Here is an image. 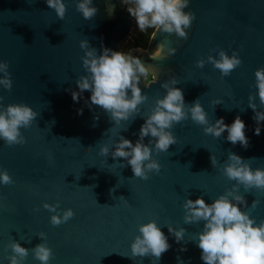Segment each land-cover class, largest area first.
<instances>
[{"label": "water", "instance_id": "95a60500", "mask_svg": "<svg viewBox=\"0 0 264 264\" xmlns=\"http://www.w3.org/2000/svg\"><path fill=\"white\" fill-rule=\"evenodd\" d=\"M65 3L67 11L60 20L45 0L32 4L0 0V61L9 62L13 81L10 92L0 86V103H24L38 113L30 128L21 129L26 143L8 146L0 140V170L6 169L15 181L0 184V264H9L7 246L13 240L29 249L24 264H40L32 249L45 242L37 236L41 231L53 252L49 264H204L198 247L203 222L184 223L185 200L202 197L212 203L236 183L222 173L229 152L252 159L253 169H264V121L260 135H255L257 125L248 107L252 94L258 110H264L254 75L264 66V0H190L184 11L193 12L195 19L186 29V40L157 31L147 51L130 49L128 54L158 68L160 79H152L156 73L149 69L145 86L151 85H140L148 99L139 106V114L119 126L98 106L89 109L85 100L90 92L74 102L66 89L78 91L76 80L87 74L80 41L87 39L98 55L104 47L115 50L129 30L131 17L122 0H93L98 11L90 20L76 10V0ZM109 4L115 6L111 16L105 11ZM160 43L165 44V51L175 47L176 53L164 60L151 58ZM221 49L229 56L237 52L242 61L226 77L207 62L209 54L219 58ZM199 59L205 60L203 68L197 67ZM173 76L179 81L174 87L183 91L186 104L200 99L209 123L223 117L230 125L239 115L249 146L245 149L227 141V131L220 138L206 135L205 126L189 117L170 129L176 143L168 151L153 150L160 172H150L147 180L134 177L130 165H121L127 161L113 159L111 151L120 136L136 142L156 99L166 95L160 85ZM216 99L223 103L215 106L212 101ZM151 139L145 137L144 143ZM102 145L109 147L108 156L100 154ZM149 146L154 149V141ZM211 155L218 161L215 168ZM240 194L247 201L242 210L257 223L264 221V191L245 192L241 186ZM255 199L260 203L253 208ZM57 201L61 215L68 208L75 215L53 226L50 217L54 213L43 204ZM150 220L161 227L171 247L158 261L155 257L131 259L130 246L139 235V225ZM168 224L184 227V240L177 243Z\"/></svg>", "mask_w": 264, "mask_h": 264}, {"label": "clouds", "instance_id": "9594fccd", "mask_svg": "<svg viewBox=\"0 0 264 264\" xmlns=\"http://www.w3.org/2000/svg\"><path fill=\"white\" fill-rule=\"evenodd\" d=\"M29 4L35 0H27ZM47 6L53 9L60 20H63L67 11L65 0H45ZM127 5V12L134 18L136 28L140 32L147 29H155L153 39L157 31L172 34L182 39L188 38L186 29L191 27L195 14L191 11H184L188 7L190 0H122ZM93 5V0H76V10L83 15L86 20L92 19L98 9ZM109 16L115 11V6L109 4L105 9ZM80 48L85 50L82 59V66L87 73L81 75L76 80L77 90L69 91L74 102H79L85 91L91 93L89 100L85 104L91 110L93 106H98L105 113L110 114V120L119 126L121 121H128L133 114H139L140 105L147 99L146 94H142L141 82L145 88V81L148 79L149 69L155 71L156 76L152 79L159 81L157 73L159 69L145 65L142 60L126 53L122 50H112L104 47L98 55L97 50L91 47L87 39L80 41ZM137 51H141L137 49ZM177 49L168 47L165 51V44L157 45L154 52L150 53L151 58L164 60L174 55ZM212 51H215L214 49ZM218 57L211 54L207 56V62L218 69L222 76H229L237 67L242 64L237 52L233 51L229 56L223 49L219 50ZM197 67L203 68L204 59H199ZM9 62L0 61V86L9 92L12 89L13 81L11 73L8 71ZM171 71V70H170ZM255 87L258 90L259 102L264 105V66L257 68L255 73ZM141 78L142 81H141ZM156 82V83H157ZM178 79L173 76L164 81L160 86L166 90L163 98H157L152 107L150 115L145 118L139 130V138L133 144L123 136L114 144L111 151L113 159L123 158L127 164L122 167L131 166L134 177L143 180L149 179L150 172H160L161 165L153 157L155 150L157 153L168 151L169 147L176 143V137L170 131L174 124L190 119L199 125L205 126L203 131L220 138L227 131V141L233 145L239 143L247 149L249 138L245 134V123L239 115L229 125L221 117L215 123H209L208 115L197 98L191 104H186L183 91L177 87ZM154 84V83H152ZM255 95L248 96V107L252 109L256 122L255 135H260L261 122L264 121V110H258L254 102ZM3 97L0 96V101ZM212 103L216 106L222 104V100L216 99ZM83 109L78 113L82 114ZM38 113L24 103H13L4 106L0 103V140L6 145H23L26 138L21 129L30 128L33 121L37 119ZM98 119V117H96ZM152 137L148 144L144 143L145 137ZM154 149L149 145L153 144ZM91 149H85L89 152ZM100 154L109 155V147L102 145ZM252 159H243L241 156L229 152L227 161L222 167V173L229 180L236 183L231 188L215 198L212 203H207L202 197L195 200L186 199L183 204L184 223L193 224L203 222V228L198 233V247L201 250V260L204 264H264V221L257 223L248 212L242 210L241 205L247 207L244 195L240 194L241 186L245 192L252 189L264 191V169H253L249 163ZM212 166H217V158L211 155ZM15 181L6 169L0 170V184L12 185ZM113 191V190H112ZM259 200H253L252 207L259 205ZM43 207L54 213L50 217L53 226H59L69 221L75 213L71 208L63 210L60 214V206L56 204L44 203ZM168 232L175 237L177 243L185 238L186 229L174 228L167 225ZM139 235L131 243V256L135 257H155L158 261L162 254L167 252L171 245L168 237L161 230L155 220L139 225ZM37 236L45 240L44 243L37 244L32 253L40 264H49L53 256L52 249L47 246L46 233L41 231ZM11 255L7 257L9 264H24L29 254V249L23 247L19 242L13 240L8 246ZM181 251H187L181 248Z\"/></svg>", "mask_w": 264, "mask_h": 264}, {"label": "rangeland", "instance_id": "374dc122", "mask_svg": "<svg viewBox=\"0 0 264 264\" xmlns=\"http://www.w3.org/2000/svg\"><path fill=\"white\" fill-rule=\"evenodd\" d=\"M126 9H127V5H124L125 12L128 15H130ZM130 17H131V24H130L129 30L127 31V34L124 37V39L118 43L115 50L123 49L125 52H127L128 50L133 49V48L134 49H147L148 48V44H149V41L151 39L154 29L149 28L144 32H140L136 28L134 18L131 15Z\"/></svg>", "mask_w": 264, "mask_h": 264}, {"label": "bare ground", "instance_id": "6f19581e", "mask_svg": "<svg viewBox=\"0 0 264 264\" xmlns=\"http://www.w3.org/2000/svg\"><path fill=\"white\" fill-rule=\"evenodd\" d=\"M150 41H151V39H150ZM150 41H149V44H148V48L147 49H144V51H147L149 49Z\"/></svg>", "mask_w": 264, "mask_h": 264}, {"label": "flooded vegetation", "instance_id": "af4514ba", "mask_svg": "<svg viewBox=\"0 0 264 264\" xmlns=\"http://www.w3.org/2000/svg\"><path fill=\"white\" fill-rule=\"evenodd\" d=\"M128 52H129V50L126 53H128Z\"/></svg>", "mask_w": 264, "mask_h": 264}]
</instances>
